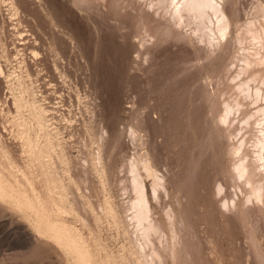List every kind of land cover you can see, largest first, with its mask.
<instances>
[{
	"label": "rangeland",
	"instance_id": "obj_1",
	"mask_svg": "<svg viewBox=\"0 0 264 264\" xmlns=\"http://www.w3.org/2000/svg\"><path fill=\"white\" fill-rule=\"evenodd\" d=\"M11 1L18 12L0 9L7 74L0 77V163L19 175L40 173L23 150L24 126L44 142L30 111L14 107V99L34 101L59 136L48 170L62 182L63 195L58 188L52 194L64 198L60 218L79 231L95 260L147 264L126 221L129 166L146 156L167 187L151 199L161 228L154 264H264V67L254 81L242 74L243 54L253 47L248 36L237 43L247 24L262 23L264 0H218L234 15L231 42L218 49L190 36L192 27L175 25L159 0ZM242 82L259 91L257 100ZM242 163L248 181L237 173ZM44 183L37 185L42 195ZM5 201L0 264L74 263L31 211Z\"/></svg>",
	"mask_w": 264,
	"mask_h": 264
},
{
	"label": "bare ground",
	"instance_id": "obj_2",
	"mask_svg": "<svg viewBox=\"0 0 264 264\" xmlns=\"http://www.w3.org/2000/svg\"><path fill=\"white\" fill-rule=\"evenodd\" d=\"M158 2H159L157 4L158 10H162V11L166 12L165 13L166 16H167V14H169L170 19L173 21V23L175 25H178L181 27L186 26V29H187V27L188 28L192 27L193 29L191 31L192 33L190 36L198 37V39H200L202 42L204 41L206 43V46H209L208 48L218 49L220 47H226L231 42L232 24H233L234 15L230 14L231 11L229 13V9L226 8L225 3L221 4L220 1H218V0H159ZM15 4L16 3L12 2L11 0L10 1L1 0L0 9L6 8L7 11H10L13 9H14L13 11H17L18 8H17V10H15V8H16ZM4 10H3V12H4ZM7 11H5V12H7ZM13 11L11 12V14L13 13ZM17 12H16V14H17ZM9 14H10V12H9ZM11 16H13V15H11ZM14 17H15V15H14ZM16 17H18V16H16ZM261 19H263V21L260 20V21H262V23L259 26H257L254 23L247 24L246 30L244 31L243 35L241 34L242 36L237 38V43H240V44H242L243 40L245 39L244 37H247V36L250 37L249 39H251L250 41L252 42L253 48L249 49L251 51H247L246 53L243 54V57L241 56L243 58V59L241 58L242 59L241 61L244 63L241 71H242V74H247V76L250 75L248 77H251V75L253 77L258 75L259 71L262 69V67H264V14H262ZM16 20H17V18H16ZM243 50H246V49H243ZM24 64H25V62H24ZM13 71H15L14 73H16V69ZM5 72L6 71L4 70L3 66L0 64V77L1 78L5 77V79H6L5 75H7V74ZM261 72H263V70H261ZM256 73H258V74H256ZM258 79H256V80H258ZM251 80L254 81V79L252 77H251L250 81ZM247 85H248L247 82L246 83L242 82V84L240 85V88H242L244 90V92L247 93V97L256 98V100H257L260 96L259 91H256L255 94L250 93V89H244V87ZM21 89H23V88H21ZM27 90H28V88H27ZM27 90H25L24 93H26ZM31 90H33V88ZM31 92H33V91H31ZM28 93L29 92H27V95H28ZM262 94H263V92H262ZM262 98L264 99V95ZM23 99H20V100L14 99V101H15L14 105L15 106L14 105H12V106L15 107V109H16L15 111L17 113H19V110H21L23 108L28 109V111H30V113L33 117V120L36 122V123L35 122L34 123L36 124L35 127H37V130L39 131L38 136L43 140L44 143L41 144V141H39V139H37V138L35 139V137L33 138V136H34L33 133H35V130L33 133H31L29 127H26L27 125L24 126L25 128L23 131L20 130L22 132V133L20 132L21 133L20 138L23 140V142H22L23 147H24L23 150H25L27 153H29V155L33 159V160H31L32 162L33 161L36 162L37 166H35L34 169L37 168V169H35V171L39 170L38 172H40V173L39 174L37 173L38 176L35 177L33 173L31 174L32 171L30 172V170L28 171V169H27V171L30 173V174L28 173L29 175H26L27 174L26 170L23 172V173L26 172V174H23V175L20 174L19 175V173L17 174L14 166L9 165V164L5 165V164L0 163V200L5 201L6 199H9V200H11L12 206L14 205L20 209L31 211L33 213V214L32 213L31 214L36 217V223H37L36 226L41 230V232L48 239L52 240V242L56 243L57 246H59V248L61 250H63V251H61L62 253L65 251V254H66V252H69L70 254H72L73 257H70V258H73V260H74L73 264H105V263H101L102 261L98 262V260L94 259V254L91 251L92 249L89 250L85 246L86 244L84 245L83 236L80 233H78L79 231L77 232L75 229H72L74 227H72V228H71V226L69 227V225L66 224L64 219L62 220L61 219L62 217L60 218V213H61L60 210H63V208L61 207V204L64 203V198L60 197V198L56 199L53 197L52 194H53V190L58 188V189L62 190L60 192V195L62 196L64 193L63 186H62V182L59 181L60 179L58 180L55 177V175H54L55 170H54V172L50 171L51 170L50 168H49L50 170H48V161L50 160L49 155H50V152L52 150L56 149V147L54 148V146H56L55 140L56 139L58 140L59 136L57 133H56L57 134L56 136H55V133H52L53 129L50 130L46 127V126H49V124L47 125V121H50V120L46 119V117H48V116H46L48 114L47 109L45 110L44 107H43L44 109H42L40 107H38V108H40V109H38L37 106L35 105L34 101L31 100L32 101V103H31L30 101H24ZM263 112H264V109H263ZM13 116H15V115H13ZM14 122L16 124L18 121H14ZM50 126H51V124H50ZM16 131H18V130H16ZM55 132H57V131H55ZM262 133H263V138H262L263 141H261L262 143L260 146V150H264V128L262 129ZM102 152L99 151L97 154V157L95 156L96 161L99 160V162L98 161L97 162L100 165H101L102 160H103ZM62 155H63V153H62ZM62 155H61V157L64 156V155L63 156ZM145 157L146 156H144L143 158L138 157L139 159L136 157L137 159L133 160V162L129 166L128 174L130 176L129 175L127 176L128 177L127 180H128V184H129L128 190L130 191L129 193L132 197H130L131 199H130V202L128 204V209H127L128 211L127 212L129 213V216H128V219L126 218L127 219L126 221H127V224L131 225L135 230V234L137 237L135 240L138 239V241H139V242L137 241L139 243V246H137V247H139L138 248L139 255H141V257H144L145 259H147L146 260L147 264H154L157 261V258L159 256L158 255L159 252L157 254L158 250H155L156 249L155 248V240L159 239L158 237H159V235H161V234H159L161 228L159 227V225H157L158 222L154 221V219H153V216H152L153 215L152 214L153 208H152V204H151V199H154V201L158 200V199L160 200L161 194L163 192L167 191V187H166L165 177L161 176L158 172L159 170H157V168H155L152 165V163L149 161V159L147 157L146 158ZM46 160H47V162H46ZM62 160H63V158H62ZM261 160H263V158H261ZM32 164H34V163H32ZM50 165H51V163L49 162V166ZM100 165L97 164L96 166L95 165L94 166H95V168L96 167L98 168ZM101 167H99V168H101ZM263 168H264V164H263ZM102 169H105V168H102ZM103 172H104V170H103ZM101 173H102V171H101ZM237 173L240 177H245L246 175H248V176L250 175V173L248 172V168L244 163L240 164V166L237 168ZM37 174L35 173V175H37ZM148 178L152 182V185H151L152 189L150 188L151 191L148 189V186L146 183V179H148ZM45 180H46V184L44 183L45 184L44 186H45L48 194L46 193L45 195L44 194L42 195L41 193H43L44 191L41 192L42 190L40 191V189L37 188L38 187L37 185H39V183L41 184ZM248 180H249V178L246 179V181H248ZM41 189H42V186H41ZM65 194L67 195V193H65ZM255 196H256L257 200H260L261 196L259 194H255ZM8 203H10V201H8ZM65 205H66V202H65ZM66 206H69V205H66ZM63 207H64V205H63ZM70 209H68V211ZM110 210L112 212H114L113 211L114 209L110 208ZM62 212L64 213V211H62ZM113 216L115 217V215H113ZM137 242H136V244L138 245ZM147 251H149V252H147ZM175 254L176 253L174 252L173 255H175ZM64 257H65V255H64ZM67 257L69 258V256H67ZM146 261H145V263H146ZM67 262H69V261H67ZM157 263H159V262H157ZM68 264H71V263H68Z\"/></svg>",
	"mask_w": 264,
	"mask_h": 264
}]
</instances>
